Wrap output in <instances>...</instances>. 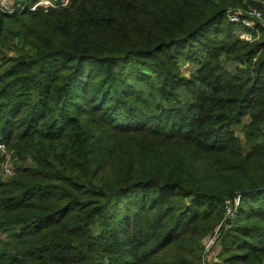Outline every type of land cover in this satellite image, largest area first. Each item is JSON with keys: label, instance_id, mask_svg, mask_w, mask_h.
<instances>
[{"label": "trees", "instance_id": "obj_1", "mask_svg": "<svg viewBox=\"0 0 264 264\" xmlns=\"http://www.w3.org/2000/svg\"><path fill=\"white\" fill-rule=\"evenodd\" d=\"M38 1L0 7V264H264V0Z\"/></svg>", "mask_w": 264, "mask_h": 264}, {"label": "built area", "instance_id": "obj_2", "mask_svg": "<svg viewBox=\"0 0 264 264\" xmlns=\"http://www.w3.org/2000/svg\"><path fill=\"white\" fill-rule=\"evenodd\" d=\"M9 0H0V7L4 10H13V8L8 7ZM19 6H16L18 8ZM37 7H53L52 3L48 0H39L36 4L29 8L30 11H34ZM262 21V13L256 9H250L246 13H243L240 9L234 10L227 14V21L230 24H239L244 30L237 32L238 38L240 40L253 42L259 36L258 31L255 29V21ZM255 31V36L250 32ZM5 156V162L1 166V175L4 178L12 176L13 169L10 160V154L6 151L5 144L0 142V157ZM237 199H234L235 206L237 205ZM229 212V210H228ZM215 243V238H210L204 242V263L206 264L205 257L208 252L212 249Z\"/></svg>", "mask_w": 264, "mask_h": 264}, {"label": "rangeland", "instance_id": "obj_3", "mask_svg": "<svg viewBox=\"0 0 264 264\" xmlns=\"http://www.w3.org/2000/svg\"><path fill=\"white\" fill-rule=\"evenodd\" d=\"M49 1V0H48ZM11 3H9L7 6L10 7ZM182 72L184 73L185 76H188V72H190V69L186 66H183L182 67ZM215 249L213 250H210L207 254V256L205 257V261H206V264L208 263V261H210V259L213 257H215Z\"/></svg>", "mask_w": 264, "mask_h": 264}, {"label": "water", "instance_id": "obj_4", "mask_svg": "<svg viewBox=\"0 0 264 264\" xmlns=\"http://www.w3.org/2000/svg\"><path fill=\"white\" fill-rule=\"evenodd\" d=\"M259 191H264V187L254 190L253 193H257V192H259ZM244 193H249V192H248V191H245ZM239 197H240V196H238V197L235 198V199H237V201H238Z\"/></svg>", "mask_w": 264, "mask_h": 264}, {"label": "crops", "instance_id": "obj_5", "mask_svg": "<svg viewBox=\"0 0 264 264\" xmlns=\"http://www.w3.org/2000/svg\"><path fill=\"white\" fill-rule=\"evenodd\" d=\"M246 121H247V119H246Z\"/></svg>", "mask_w": 264, "mask_h": 264}]
</instances>
